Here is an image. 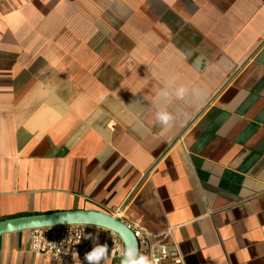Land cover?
<instances>
[{"label": "crops", "instance_id": "obj_1", "mask_svg": "<svg viewBox=\"0 0 264 264\" xmlns=\"http://www.w3.org/2000/svg\"><path fill=\"white\" fill-rule=\"evenodd\" d=\"M78 210L165 233L185 264H264V0H0V221ZM109 235L90 251L121 264ZM0 264L61 263L22 231Z\"/></svg>", "mask_w": 264, "mask_h": 264}, {"label": "built area", "instance_id": "obj_2", "mask_svg": "<svg viewBox=\"0 0 264 264\" xmlns=\"http://www.w3.org/2000/svg\"><path fill=\"white\" fill-rule=\"evenodd\" d=\"M91 228L86 225H70L31 230V249L61 264L84 262L85 254L91 249L90 242L86 239ZM132 230L142 254L155 256L158 264H185L180 254L169 249L165 242V233L153 234L139 226ZM106 240L122 256L124 246L120 238L110 232Z\"/></svg>", "mask_w": 264, "mask_h": 264}, {"label": "water", "instance_id": "obj_3", "mask_svg": "<svg viewBox=\"0 0 264 264\" xmlns=\"http://www.w3.org/2000/svg\"><path fill=\"white\" fill-rule=\"evenodd\" d=\"M134 193L135 190L129 196L123 208L131 200ZM70 225H86L105 229L117 235L123 243L124 248L126 246H135L139 250L136 235L128 224L115 215L97 210L56 212L2 220L0 221V236L14 232Z\"/></svg>", "mask_w": 264, "mask_h": 264}, {"label": "clouds", "instance_id": "obj_4", "mask_svg": "<svg viewBox=\"0 0 264 264\" xmlns=\"http://www.w3.org/2000/svg\"><path fill=\"white\" fill-rule=\"evenodd\" d=\"M189 93L186 86L175 87L172 91H169V86H165L164 89L158 94V99L167 101L172 96L177 99H184ZM156 120L163 126L164 129L170 128L176 120V117L171 113L166 106L157 104ZM109 249L107 244L101 245L95 243L92 250L85 254V260L87 264H102V261H106L108 257ZM121 264H158L155 256L149 257L139 252L135 246H126L122 251Z\"/></svg>", "mask_w": 264, "mask_h": 264}, {"label": "rangeland", "instance_id": "obj_5", "mask_svg": "<svg viewBox=\"0 0 264 264\" xmlns=\"http://www.w3.org/2000/svg\"><path fill=\"white\" fill-rule=\"evenodd\" d=\"M125 25H124V23H123V21H121L120 19L117 21V23H114L113 22V28H115L116 30H118V28L120 29V28H123ZM119 32V31H118ZM106 40L104 39V40H102V43H103V45H105L104 44V42H105ZM113 41H115L114 43H116L115 45H118V46H120V47H124V48H127L128 46H130V42H129V40L122 34V33H120L119 32V34H117L116 35V39H114ZM90 42H91V44L93 45L94 43H95V40L94 39H92V40H90ZM114 215H116V214H114ZM118 218L120 217L119 215H116Z\"/></svg>", "mask_w": 264, "mask_h": 264}]
</instances>
